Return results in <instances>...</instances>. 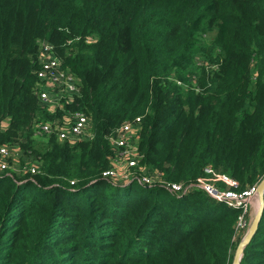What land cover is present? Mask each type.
<instances>
[{
  "label": "trees",
  "instance_id": "16d2710c",
  "mask_svg": "<svg viewBox=\"0 0 264 264\" xmlns=\"http://www.w3.org/2000/svg\"><path fill=\"white\" fill-rule=\"evenodd\" d=\"M43 41L77 78L63 109L39 101ZM76 110L92 136L59 139ZM136 116L141 163L165 179L260 180L264 0H0V145L28 161L0 172V264L232 263L241 208L103 175ZM239 264H264V206Z\"/></svg>",
  "mask_w": 264,
  "mask_h": 264
},
{
  "label": "built area",
  "instance_id": "2783aa9c",
  "mask_svg": "<svg viewBox=\"0 0 264 264\" xmlns=\"http://www.w3.org/2000/svg\"><path fill=\"white\" fill-rule=\"evenodd\" d=\"M38 62L39 67L36 69V75L40 83L38 90L40 103L50 110L63 109V104L71 102L79 92L77 78L70 70L62 66L61 60L55 55L49 42L41 43ZM140 123V116H136L133 120H124L116 128L115 133L110 136V141L118 149V154L114 158L113 166L104 171L103 175L114 182H127L135 179L146 185H161L170 193L176 194H183L191 189H203L211 197L223 201L231 207L241 208L234 223L235 238H241L250 225L248 206L250 201L258 195L259 180L241 190H234L224 189L228 186L226 183H234L228 175L216 172L209 166L205 167L206 174L187 182L167 180L156 170L149 174L139 173L135 168L142 155L138 144L136 145L132 140V134L135 130H139ZM89 128L90 131H88ZM49 130V124L44 123L40 126L39 132L47 133ZM57 134L59 139H66L70 142L89 139L92 136L90 119L81 110L66 112L63 123L57 128ZM11 157V146L0 145V172L11 173L9 171ZM20 170L15 172H20ZM29 170L34 173L36 168L31 166ZM213 178L216 179L215 182L212 181Z\"/></svg>",
  "mask_w": 264,
  "mask_h": 264
},
{
  "label": "rangeland",
  "instance_id": "374dc122",
  "mask_svg": "<svg viewBox=\"0 0 264 264\" xmlns=\"http://www.w3.org/2000/svg\"><path fill=\"white\" fill-rule=\"evenodd\" d=\"M141 124L142 122L140 123V127H141ZM6 125V121H3L0 125V129H3ZM139 127V128H140ZM88 131H90V128L88 129ZM133 138L132 140L134 141V143L137 145L138 142H139V130H135L134 133L132 134ZM11 152H12V157L9 161V171H18L20 170V167H21V163H24V162H28L26 159H23L20 152L18 151V148L16 145H11ZM139 173H153L155 172L154 170H152L151 168L147 169L142 163H141V159L137 161L136 163V168H135ZM217 172V171H216ZM162 175V174H161ZM227 175V174H226ZM163 176V175H162ZM230 177V176H229ZM230 179L234 182L233 184H230V183H226V185H228L226 188L224 189H234V190H239L237 189V182L234 178L230 177ZM261 180V179H260ZM259 180V181H260ZM213 182L216 181L215 178L212 179ZM217 184L221 187V185L218 183L217 181ZM234 187V188H233ZM223 188V187H222ZM241 190V189H240ZM259 206V198H258V195L255 196L251 201H250V204L248 206V214H249V219H250V223L252 221V218L254 217L256 211H257V208ZM244 235V234H243ZM242 235V236H243ZM242 238V237H241ZM240 237H238L237 239H241ZM238 241V242H239ZM233 254L235 252V249L232 251Z\"/></svg>",
  "mask_w": 264,
  "mask_h": 264
},
{
  "label": "water",
  "instance_id": "95a60500",
  "mask_svg": "<svg viewBox=\"0 0 264 264\" xmlns=\"http://www.w3.org/2000/svg\"><path fill=\"white\" fill-rule=\"evenodd\" d=\"M257 190H258L259 206L257 208V211H256L254 217L252 218V221L249 225L248 230L246 231L244 236H242L240 241L237 243L231 264H239L240 258H241L242 253H243V248H244L245 244L250 240L253 233L255 232L257 225H258V222L260 220V217L262 215L263 206H264V196H263V194H264V176L259 181L258 186H257Z\"/></svg>",
  "mask_w": 264,
  "mask_h": 264
}]
</instances>
